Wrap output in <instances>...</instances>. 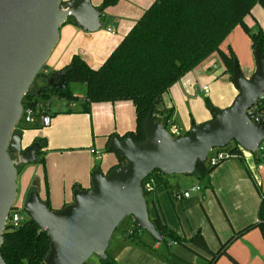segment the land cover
<instances>
[{
  "label": "crops",
  "instance_id": "0c3cea01",
  "mask_svg": "<svg viewBox=\"0 0 264 264\" xmlns=\"http://www.w3.org/2000/svg\"><path fill=\"white\" fill-rule=\"evenodd\" d=\"M154 1L119 0L114 6L101 9L102 0H90L93 7L102 10L101 28L88 32L71 22L63 24L44 73L49 75L61 71L74 55L91 69L100 68ZM254 15L259 19L257 12ZM251 17H246L244 23L251 33H255L253 30L257 26ZM237 32H242V28L236 27L221 45L220 50L225 54L227 40L231 42L230 49L236 53L231 36ZM243 39L251 48L250 39L244 35ZM255 68V62L251 63L246 77H250ZM224 70L219 55L214 54L185 74L163 96V106L171 110V120L180 131L186 133L213 118L211 110L207 106L204 108L200 99L201 87H209L210 84L206 96L211 107L226 109L233 103L238 92L228 75H224ZM57 109L56 113L48 109L51 116L48 127L22 132L23 148L37 138L45 140L44 154L37 159L43 158L44 163L24 167L23 175L27 174L25 191L34 186L39 199L48 201L54 211L73 202L75 189L91 187V174L95 168L107 174L117 164L116 155L105 151L107 137H121L135 129L134 108L129 102L93 104L86 114L81 112V105L75 110L71 107ZM91 151L99 152L101 160H95ZM161 176L154 175L155 191L147 198L149 217L153 219L157 209L162 220L176 234L189 239L199 231L208 248L216 251L234 232L257 220L258 190L264 191V152L245 153L239 159L223 162L208 175V188L189 192L187 199L177 201L169 191L175 194L189 189L180 192ZM192 178L195 183H185H191L189 187L199 185L201 181L196 176ZM177 181L183 179L172 180L174 184H178ZM164 182L167 186L162 184ZM125 238L117 237L112 241V236L110 240L106 256L115 264H174L166 257L181 263L201 264V258L206 257L194 247L155 244L142 234L139 235L141 243L129 242ZM216 264H264V242L260 232L252 230L236 240Z\"/></svg>",
  "mask_w": 264,
  "mask_h": 264
},
{
  "label": "water",
  "instance_id": "95a60500",
  "mask_svg": "<svg viewBox=\"0 0 264 264\" xmlns=\"http://www.w3.org/2000/svg\"><path fill=\"white\" fill-rule=\"evenodd\" d=\"M101 9L90 0H0V249L7 219L15 208L18 167L37 163L41 145L22 147L17 126L21 101L45 66L59 39L60 27L69 20L88 32L101 28ZM255 71L245 78L234 63L231 82L238 95L226 109L212 108V120L192 127L172 139L163 125L149 116L142 125L145 140L113 137L108 146L125 164L108 174H91V187L75 189L73 202L58 211L49 210L35 191L23 204L48 240L43 264H89L92 257L107 259L106 251L120 223L134 220L136 228L161 243L148 213L142 181L158 171L164 176H195L197 163H205L212 149L235 143L245 153L255 154L264 142V126L253 123L247 110L264 94V53L253 50ZM45 88L64 89V73L44 79ZM206 175L199 183L208 188ZM0 264H5L0 254Z\"/></svg>",
  "mask_w": 264,
  "mask_h": 264
},
{
  "label": "trees",
  "instance_id": "16d2710c",
  "mask_svg": "<svg viewBox=\"0 0 264 264\" xmlns=\"http://www.w3.org/2000/svg\"><path fill=\"white\" fill-rule=\"evenodd\" d=\"M118 1L102 0L100 8L114 6ZM254 6H259L264 11V0H155L100 68L93 70L79 56L74 55L69 64L60 71L64 73V89L35 87L33 83L23 97L21 105L23 108L33 106L39 101H48L51 95L66 102L78 100L71 91L70 85L81 84L85 89L81 101L82 113H88L93 104L129 102L134 108L135 129L121 137L109 135L106 139V152L115 154L108 146L114 136L120 139L131 137L134 142L141 143L145 140L142 125L149 116L154 117L155 114H159L162 120L171 119V110L163 106V96L185 74L197 68L212 55H219L225 69L224 75H228L231 81L232 68L236 60L232 52L226 56L221 52L220 47L236 27H241L248 34L252 51L258 47L264 53V34L261 31L251 33L244 23V19L251 15ZM68 22L74 23L72 20ZM44 70L45 66L36 78H41L43 84L48 76ZM205 104L211 110L208 100ZM260 110L264 112V105ZM39 128L41 127L35 118V122L30 125L18 124L17 132ZM33 142L41 145L38 156H42L45 140L37 138ZM227 148H230L233 154H240L234 142ZM37 162L44 163V159L41 158ZM222 163L212 167L206 162L197 163L195 176L201 181ZM124 164L125 160L117 157V164L114 167ZM154 173L159 172H153L150 177ZM162 184L167 186L165 182ZM26 191L25 200L28 193L36 192V189L31 186ZM258 191L260 203L256 222L234 232L216 251L208 248L199 231L189 239L176 234L162 220L156 209L155 217L150 220L156 231L164 236L159 244L194 247L206 255L205 258H201V264H216L221 256L226 255L231 244L252 230H258L264 242V191ZM169 194L172 196V192L169 191ZM146 202L148 204L147 198ZM45 203L48 209L52 210L48 201ZM20 214L22 220L18 227L15 228L7 223L0 249L1 257L5 264H43L48 249L47 236L26 217L23 207ZM129 221H131L130 217ZM139 232L141 231L135 226L134 234L129 236L126 233L125 236L132 242L141 243ZM154 243L158 244L155 241ZM165 259L174 264H188L169 257ZM98 261L100 264H115L108 258Z\"/></svg>",
  "mask_w": 264,
  "mask_h": 264
},
{
  "label": "rangeland",
  "instance_id": "374dc122",
  "mask_svg": "<svg viewBox=\"0 0 264 264\" xmlns=\"http://www.w3.org/2000/svg\"><path fill=\"white\" fill-rule=\"evenodd\" d=\"M256 12L258 13L257 17L259 19L255 18L254 13H256ZM251 15H252V17H251L252 20L254 21V23L257 26L256 30H253V31L255 33L258 31H261L264 34V12L261 10V8L259 6H254L251 10ZM242 33L245 37L250 39L248 34L245 33L243 29H242V32H237V34H235V35L233 34L234 36L233 35L231 36L232 37V43L235 47L236 53H234V51L232 49H230L229 46H230L231 42H229V40H227V42L224 44V46H225L224 49L226 50L227 54H225L222 51L221 52L226 56H229L230 52H232L234 57H235V60H236L235 63L239 66V69L241 70L242 74L244 75L245 78H249V77H246V75L248 73L247 68L249 67V65H251V63L254 62V58H253V54H252L250 46H248V44L243 39ZM45 67H47V66L45 65ZM33 83H34L35 87H39L43 84L41 78L35 79V81ZM209 87H210V84H209ZM70 88H71V91L78 97V100H73L72 102H66L65 100L57 98V96H55V95H51V98L48 101H44V102L48 104L49 109L52 113H56L57 110H59L57 108H60V110H66V108L71 107L72 110H75V109L80 107L81 101L84 98V92H85L84 86L81 84H71ZM200 99L203 103L204 108H206L205 101L208 100V97L206 95L200 94ZM59 105H60V107H59ZM67 106H69V107H67ZM19 125L23 126V124L21 122L19 123ZM184 134H185V132L181 130V136H183ZM232 145H233V143L230 144V146H232ZM102 152H103V155H107L104 153V151H102ZM24 167H26V166H23V167L21 166L19 168V174H18V178H17V197H16V201H15V204L17 202L16 205H19V206L21 205V207H23V204L25 202V197H26L25 195L27 192V191H25L26 186H27L26 185L27 174L23 175ZM155 174L161 175L159 173H154V175ZM161 177H164L166 180H168L170 182V185L172 188H179L180 192H182L186 188L190 189L189 184H191V183H185V181H188V182L192 181L195 183V180H193V178H192L193 176H185V175L164 176V175H162ZM174 179H178V180L183 179V181H177L176 183H178V184H174L172 182V180H174ZM200 194H201V192H200ZM147 198H148V196H147ZM129 228H130V221H129V218H126L120 223L118 228L115 230V232L113 234V240L112 241H114V239L117 237H120V238L124 237L125 238L126 237L125 235H126ZM141 234L148 237V239H151L145 232H139L138 235H141ZM125 239H127V238H125ZM127 240H129V242H132L130 239H127ZM151 241H153V240L151 239ZM88 263L89 264H98V259L96 257H92V258H90Z\"/></svg>",
  "mask_w": 264,
  "mask_h": 264
},
{
  "label": "built area",
  "instance_id": "2783aa9c",
  "mask_svg": "<svg viewBox=\"0 0 264 264\" xmlns=\"http://www.w3.org/2000/svg\"><path fill=\"white\" fill-rule=\"evenodd\" d=\"M208 92H209V89L207 86L200 88V93L206 95ZM263 103H264V94L256 102V104L252 106L246 112L247 116L253 123L257 125H261V126H264V112L260 110L262 106L264 105ZM48 109H49L48 104L42 101H39L33 106H28L25 108L22 107V115L20 118V122L26 125H30L35 122V118H36L38 121V125L41 128L48 127L51 124V116L49 115ZM153 118L155 121H157L156 119L160 120L158 122H160L163 125V127L165 128V130L167 131V133L170 135L172 139H175L181 136V131L179 130L178 126L174 123V121H172L171 119L162 120V117L159 114H155ZM237 148L240 151L239 155L231 153L232 151H230V148H227V147L223 149H212L208 153L205 162L210 167H212V166H216L220 164L221 162H225V161L232 160V159H239L245 153L238 146ZM258 151L264 152V142L258 146L257 152ZM91 153L94 155L95 160L97 161L101 160L100 153L96 151H91ZM155 186H156V180L154 178V175L152 177H150L149 175L142 181L141 188H142V192L145 198L153 194V192L155 191ZM197 191H200V188L198 185H194V186H191L189 191L187 192L175 193L172 195H173V198L178 201L182 199H187L189 197V192H197ZM16 204L14 203L15 208L10 212L8 219H7V223L15 228L19 226V223L22 220L21 214H20L22 207L21 205L19 206ZM134 224H135L134 220L131 218L130 228L127 231V235L131 236L134 234V228H135Z\"/></svg>",
  "mask_w": 264,
  "mask_h": 264
},
{
  "label": "flooded vegetation",
  "instance_id": "af4514ba",
  "mask_svg": "<svg viewBox=\"0 0 264 264\" xmlns=\"http://www.w3.org/2000/svg\"><path fill=\"white\" fill-rule=\"evenodd\" d=\"M21 166H19L17 169L19 170V168H20ZM23 167V166H22Z\"/></svg>",
  "mask_w": 264,
  "mask_h": 264
}]
</instances>
